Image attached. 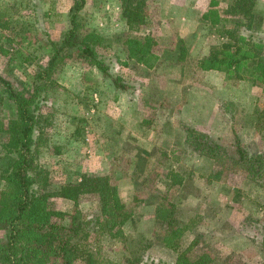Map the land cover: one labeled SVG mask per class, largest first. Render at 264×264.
Wrapping results in <instances>:
<instances>
[{"label":"rangeland","instance_id":"374dc122","mask_svg":"<svg viewBox=\"0 0 264 264\" xmlns=\"http://www.w3.org/2000/svg\"><path fill=\"white\" fill-rule=\"evenodd\" d=\"M76 1L0 0V76L22 96L35 93L34 111L47 135L38 160L50 183L77 181L82 173L108 174L131 212L121 226L123 235L92 233L93 264H137V259L170 264L182 251L191 259L206 252L212 264H264V189L231 158L220 165L192 152L183 128L230 150L239 141L247 155L264 153L261 85L228 79L221 71L193 70L191 59L221 38L200 23L181 35L178 12L168 16L163 0H146L149 20L139 31L128 30L118 0H84L76 13V39L89 31L101 38L89 44L88 57L71 47L43 74L52 43L59 44L71 26ZM181 1L185 7L193 2ZM257 6L261 26L241 32L264 38V0ZM138 32L157 41L161 56L150 69L127 57L124 39ZM179 43L186 47L184 67L176 62ZM15 115L13 99L0 84V141ZM94 201V196L81 198L77 208L90 218ZM164 207L179 225H188L175 249L163 242L167 229L156 209ZM51 208L66 213L55 220L69 224L73 202L54 198ZM5 233L0 229V239Z\"/></svg>","mask_w":264,"mask_h":264},{"label":"trees","instance_id":"16d2710c","mask_svg":"<svg viewBox=\"0 0 264 264\" xmlns=\"http://www.w3.org/2000/svg\"><path fill=\"white\" fill-rule=\"evenodd\" d=\"M118 1L121 17L128 30L139 31L149 20L146 0ZM83 2L84 0H77L74 3V11L70 16L71 26L59 44L52 43V54L43 74L47 75L56 68L61 61L60 57L71 47H79L88 57L92 53L89 44L101 38L98 33L89 31L85 38L76 39V13ZM221 2H226L225 8H221ZM257 2L258 0L209 1V8L201 15L200 27L213 31L211 33H216L221 40L208 46L200 56L191 59L193 70L221 71L228 79H245L261 85L264 93V38H254L252 34L244 32L247 30L253 33L261 26L263 15ZM241 27L245 29L243 33ZM138 33L139 35H127L124 39L127 57L143 68L150 69L160 60L157 41L148 32ZM176 49L179 50L176 62L184 67L186 47L179 43ZM100 70L103 74H108L106 66L100 65ZM112 83L115 87L120 86L117 79L113 78ZM0 84L10 94L16 106V115L8 122L5 130L6 139L0 141V180L3 181L0 189V229L6 230L5 238L0 239V264H75L77 261L93 264L94 256L88 246L92 233L97 236L106 234L112 238L119 237L123 235L121 226L131 216V212L119 198L118 186L108 174L94 173H82L77 181L52 185L48 171L38 160L42 148L47 144V135L44 123L34 111L38 109L35 93L28 97L22 96L9 80L1 76ZM183 128L184 142L192 152L220 165L231 158L243 168L251 181L264 189V153L247 155L236 139L230 150L192 127L185 125ZM87 196L95 197L96 210L90 218L77 208L80 199ZM54 198L73 202L75 209L69 214V224L65 225L54 219L53 216L66 215L63 211L51 208ZM156 210L157 217L161 218L167 229L163 242L175 249L188 225H179V221L171 216L166 207ZM261 233L264 251V228ZM140 240L143 241L142 238ZM148 244L142 245L143 249ZM134 262L140 264L139 259ZM212 263L206 252L191 259L182 251L170 264Z\"/></svg>","mask_w":264,"mask_h":264},{"label":"crops","instance_id":"0c3cea01","mask_svg":"<svg viewBox=\"0 0 264 264\" xmlns=\"http://www.w3.org/2000/svg\"><path fill=\"white\" fill-rule=\"evenodd\" d=\"M210 0H193L191 5L184 6L181 0H163V3L167 6L166 14L171 15L172 12H178L177 22H179L180 34H191V25L193 23H200L201 15L209 8ZM186 3V2H185ZM168 15V16H169ZM171 16H174L173 14ZM187 24H189L187 26ZM190 32V33H189Z\"/></svg>","mask_w":264,"mask_h":264}]
</instances>
